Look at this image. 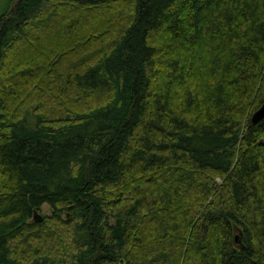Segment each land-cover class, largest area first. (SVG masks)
<instances>
[{
	"label": "trees",
	"instance_id": "trees-1",
	"mask_svg": "<svg viewBox=\"0 0 264 264\" xmlns=\"http://www.w3.org/2000/svg\"><path fill=\"white\" fill-rule=\"evenodd\" d=\"M263 104L264 0H10L0 264H264Z\"/></svg>",
	"mask_w": 264,
	"mask_h": 264
},
{
	"label": "rangeland",
	"instance_id": "rangeland-1",
	"mask_svg": "<svg viewBox=\"0 0 264 264\" xmlns=\"http://www.w3.org/2000/svg\"><path fill=\"white\" fill-rule=\"evenodd\" d=\"M9 4H10V0H0V16L3 15L4 13L7 12V9L9 7ZM49 8H47L48 10ZM115 10V9H114ZM122 10V9H121ZM120 10V12H122ZM127 10V8H125L123 11ZM123 13V12H122ZM117 14H119L117 12ZM121 15V14H120ZM122 16V15H121ZM120 16V17H121ZM31 30V29H30ZM32 31V30H31ZM16 48H17V44L15 46V51H13L12 53L13 54H17V51H16ZM36 107V105H33L32 108L30 109V112L28 113L29 115V118L28 120H34L35 119V115H34V108ZM34 122V121H33ZM52 213V210L51 208L48 206V205H44L41 209V215L42 216H47V215H50ZM237 236L239 237V234H237Z\"/></svg>",
	"mask_w": 264,
	"mask_h": 264
},
{
	"label": "water",
	"instance_id": "water-1",
	"mask_svg": "<svg viewBox=\"0 0 264 264\" xmlns=\"http://www.w3.org/2000/svg\"><path fill=\"white\" fill-rule=\"evenodd\" d=\"M264 119V104L253 114L252 121L253 123H258ZM43 216L36 210L34 212V217L32 219L33 222L35 221H42ZM236 240L239 242V237L236 236Z\"/></svg>",
	"mask_w": 264,
	"mask_h": 264
},
{
	"label": "bare ground",
	"instance_id": "bare-ground-1",
	"mask_svg": "<svg viewBox=\"0 0 264 264\" xmlns=\"http://www.w3.org/2000/svg\"><path fill=\"white\" fill-rule=\"evenodd\" d=\"M77 227H78V226H77ZM69 228H70V227H68V229H69ZM72 229H73V228H72ZM70 230H71V229H70ZM70 230H69V231H70ZM72 232H73V231H72ZM66 233H67V232H66ZM72 234H73V233H72ZM67 239H68V238H67ZM63 244H64V243H63ZM67 251H68V250H67ZM56 262H57V261H56Z\"/></svg>",
	"mask_w": 264,
	"mask_h": 264
}]
</instances>
